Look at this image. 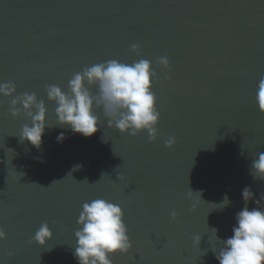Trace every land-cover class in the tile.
Returning a JSON list of instances; mask_svg holds the SVG:
<instances>
[{
	"label": "water",
	"instance_id": "95a60500",
	"mask_svg": "<svg viewBox=\"0 0 264 264\" xmlns=\"http://www.w3.org/2000/svg\"><path fill=\"white\" fill-rule=\"evenodd\" d=\"M161 56L170 71L157 65ZM141 58L158 74L154 141L146 131L130 136L108 127L99 109L100 127L89 137L57 125L45 85L67 90L85 66ZM262 76L264 0H0V82H14V95L35 92L51 127L39 149L21 143L28 121L13 118L11 97L0 95V228L7 234L0 264H78L76 221L81 205L96 198L118 202L124 213L131 248L112 255L113 264H219L213 251L232 235L245 186L253 193L248 208H264V179L250 174L264 152V113L255 101ZM225 194L230 203L220 210ZM44 221L52 237L39 245L32 237Z\"/></svg>",
	"mask_w": 264,
	"mask_h": 264
},
{
	"label": "clouds",
	"instance_id": "9594fccd",
	"mask_svg": "<svg viewBox=\"0 0 264 264\" xmlns=\"http://www.w3.org/2000/svg\"><path fill=\"white\" fill-rule=\"evenodd\" d=\"M130 51L139 55V45L132 44ZM156 63L170 71L167 56L159 57ZM151 64L150 60L143 58L130 64L109 59L73 73L67 82V90L56 84L45 85L47 99L56 105L54 112L57 125H67L73 133L89 137L100 127L97 115L99 109L108 127H115L120 133L127 132L130 136L146 131L149 141H154L158 135L156 125L160 112L156 107L155 93L151 90L152 82L157 79L158 74ZM164 79L170 77L165 75ZM92 86L96 87L95 93L91 90ZM15 93L14 82H0V95L11 97L8 112L13 118L23 116L28 121L21 125L20 142L26 140L39 149L45 128L49 127L45 102L38 99L35 92L14 95ZM255 101L259 111L264 113V76L256 86ZM64 138L63 132L56 137L57 142H63ZM174 143L175 138L171 136L164 141L169 148ZM8 150L14 153L12 149ZM79 167L81 166H75ZM250 174L254 179H264V152H259L252 160ZM196 193L200 198V192ZM193 194L189 189L188 197L191 198ZM241 196L245 204L235 213L232 235L221 240L223 246L213 253L219 264H264V208H248L247 203L253 197L250 186L243 188ZM229 203L225 194L216 208L223 210ZM192 207L195 208L196 204ZM169 215L174 220L177 213L173 210ZM123 216L118 202L103 198L86 201L81 205L72 252L78 264H113L110 259L112 255L126 253L131 248ZM211 230L216 236L218 230ZM6 236V232L0 228V240L6 239ZM51 237L52 231L47 221H44L35 231L32 241L44 245ZM193 239L199 244V235ZM216 239L220 240L217 236ZM8 255L11 256L12 253L9 252Z\"/></svg>",
	"mask_w": 264,
	"mask_h": 264
}]
</instances>
